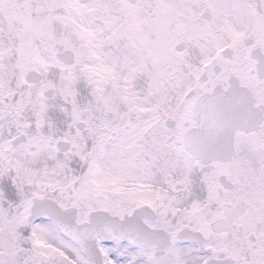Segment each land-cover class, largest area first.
Masks as SVG:
<instances>
[{
  "label": "snow or ice",
  "instance_id": "6c2138e0",
  "mask_svg": "<svg viewBox=\"0 0 264 264\" xmlns=\"http://www.w3.org/2000/svg\"><path fill=\"white\" fill-rule=\"evenodd\" d=\"M0 264H264V0H0Z\"/></svg>",
  "mask_w": 264,
  "mask_h": 264
}]
</instances>
